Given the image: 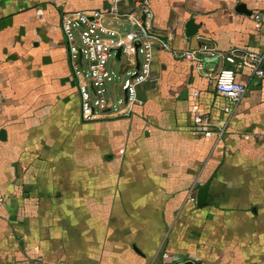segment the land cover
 <instances>
[{"label":"crops","instance_id":"obj_1","mask_svg":"<svg viewBox=\"0 0 264 264\" xmlns=\"http://www.w3.org/2000/svg\"><path fill=\"white\" fill-rule=\"evenodd\" d=\"M110 4L0 0V264H264V79L238 69L248 87L230 110L213 77L232 65L175 54L262 51L264 0ZM77 10L119 32L138 14L152 56L132 104L109 87L127 77L109 57L112 107L93 121L60 25Z\"/></svg>","mask_w":264,"mask_h":264},{"label":"built area","instance_id":"obj_2","mask_svg":"<svg viewBox=\"0 0 264 264\" xmlns=\"http://www.w3.org/2000/svg\"><path fill=\"white\" fill-rule=\"evenodd\" d=\"M119 1L121 0H111L110 12H117ZM101 15L99 12L88 14L77 10L62 12L60 17L61 29L68 42V50L77 78L80 113L84 121L99 119L106 109L112 107L108 97L107 83L115 74L108 70L107 62L117 50H120L118 62L127 75L121 85L126 103L132 104L138 101L137 85L150 78L152 56L150 43L142 41L143 37L147 36L144 21L138 14H126L125 19L133 28L119 32L105 25L101 21ZM255 17L258 18L259 15ZM77 39L79 44L76 42ZM161 45L165 47V43ZM80 54V59H84L87 63L85 72L75 63ZM175 54L198 64L202 60L224 59L232 65V68H221L213 77L215 92L227 97L232 105L230 110L235 109L248 87L247 82L235 78L238 69L247 67L252 76L264 79V49L254 52L232 48L226 53L212 49L202 58L195 50L176 51ZM136 56L139 59L138 67H136ZM196 95L197 93H194V96ZM192 112L194 122L201 124L208 122V116L199 113L196 106L192 108ZM22 264L32 263L25 261Z\"/></svg>","mask_w":264,"mask_h":264},{"label":"water","instance_id":"obj_3","mask_svg":"<svg viewBox=\"0 0 264 264\" xmlns=\"http://www.w3.org/2000/svg\"><path fill=\"white\" fill-rule=\"evenodd\" d=\"M196 24L194 23V20L192 18L188 19L185 24V33L187 35L194 34L196 32ZM116 57L119 58L120 56V50H117L115 53ZM81 57V54H80ZM139 59L138 56H136V67H138ZM176 264H195L191 259H186L183 261L178 260Z\"/></svg>","mask_w":264,"mask_h":264},{"label":"rangeland","instance_id":"obj_4","mask_svg":"<svg viewBox=\"0 0 264 264\" xmlns=\"http://www.w3.org/2000/svg\"><path fill=\"white\" fill-rule=\"evenodd\" d=\"M84 62H85V60H84ZM114 68L117 69L116 64L114 65ZM118 82H119V80H117L116 77L113 79V81L109 82V87L112 88L113 93L115 94V97H120L121 96V87L118 84Z\"/></svg>","mask_w":264,"mask_h":264}]
</instances>
